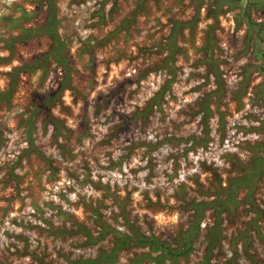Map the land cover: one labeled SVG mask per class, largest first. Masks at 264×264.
<instances>
[{
  "label": "rangeland",
  "instance_id": "374dc122",
  "mask_svg": "<svg viewBox=\"0 0 264 264\" xmlns=\"http://www.w3.org/2000/svg\"><path fill=\"white\" fill-rule=\"evenodd\" d=\"M0 264H264V0H0Z\"/></svg>",
  "mask_w": 264,
  "mask_h": 264
},
{
  "label": "trees",
  "instance_id": "16d2710c",
  "mask_svg": "<svg viewBox=\"0 0 264 264\" xmlns=\"http://www.w3.org/2000/svg\"><path fill=\"white\" fill-rule=\"evenodd\" d=\"M125 237H127V236H125ZM140 238L144 241V243H149V246H150V248H151V250H155V249H157V248H162V247H164V245L163 244H161V243H158L155 239H152L151 237L150 238H148V237H146V236H144V235H141L140 236ZM155 242H157L159 245V247H155L156 246V243ZM143 243V244H144ZM162 252L164 253V255H170V253H172V252H174L173 250L172 251H170V249H168V248H164V249H162Z\"/></svg>",
  "mask_w": 264,
  "mask_h": 264
}]
</instances>
